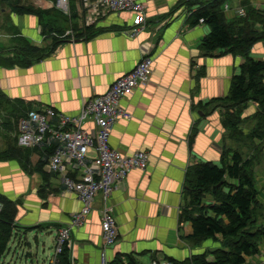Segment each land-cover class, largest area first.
Returning <instances> with one entry per match:
<instances>
[{"label":"crops","instance_id":"obj_1","mask_svg":"<svg viewBox=\"0 0 264 264\" xmlns=\"http://www.w3.org/2000/svg\"><path fill=\"white\" fill-rule=\"evenodd\" d=\"M33 1V6L42 10L55 7L54 0ZM141 1L147 21L137 36L129 35L133 13L110 14L95 26V34L64 41L43 60L29 66L0 63V91L21 103L27 113L52 109L77 116L84 102L104 95L116 80L150 56L154 61L151 81L121 100V108L131 118L120 119L110 135L112 149L125 156L146 152L150 161L147 170L132 171L110 197L119 237L105 254L108 264L119 259L124 264H186L206 252V242L195 245L187 240L193 233L191 223L182 220L188 208L187 184L197 165L222 167L223 160L232 164L237 132L226 127V117L228 110L234 113L228 98L243 58L226 52L204 55L202 45L211 29L203 23L193 26L189 21L190 11H196L198 4L192 6L190 0ZM250 4L264 10V0H230L225 12L228 21L239 17V10L246 14ZM70 10L72 23L83 29L82 0H71ZM7 29L20 32L38 48L50 43L34 15H11ZM251 57L264 60V41L252 48ZM251 104L255 113L258 103ZM251 114H241L243 121L253 119ZM83 129L90 133L97 126L87 121ZM244 132L248 134L247 129ZM232 150L233 155L224 154ZM23 151L21 160L0 162V193L11 199L21 198L16 216L18 232L1 264H50L56 234L66 226L72 232L66 264H102L101 194L85 220L72 226L83 204L77 194L65 190L61 175L49 171L55 145ZM67 173L73 179L80 177L76 172ZM257 185L260 190V181ZM212 201L208 196L207 202ZM41 254L48 257L43 263ZM246 264H264V244Z\"/></svg>","mask_w":264,"mask_h":264},{"label":"trees","instance_id":"obj_2","mask_svg":"<svg viewBox=\"0 0 264 264\" xmlns=\"http://www.w3.org/2000/svg\"><path fill=\"white\" fill-rule=\"evenodd\" d=\"M229 1L194 0L192 2L190 0L189 3L191 2L192 6L195 4L199 6L196 11H190L189 21L193 26L203 23L211 29L202 45L205 56L218 52L244 55L240 73L232 80L228 98L232 107L236 108L252 101L258 103L260 109L264 110V60L257 61L251 57L252 48L264 41V10L250 4L246 7L244 17L228 21L224 9ZM12 7L11 15H34L39 18L43 35L46 40H50V43L43 48L35 47L28 43L18 31H15L14 37H11L13 46L0 47V63L4 65L29 66L50 56L60 43L69 39L88 37L97 32L95 26L84 25L83 29L78 30L72 23L74 15L69 16L55 7L51 10H42L33 5L20 3ZM256 25H261V29L256 28ZM70 31L73 35H67ZM5 103H9L8 98L0 95V110ZM26 113L27 111H20L14 116L17 123L20 124L21 120L28 115ZM10 114L13 115L11 111ZM241 117L239 113L229 114L228 110L226 127L232 132H238ZM236 118L240 120L237 121ZM8 125H10L9 122ZM259 129L262 131L263 125ZM260 138H264V134ZM23 150L19 147L13 152L0 154V157L19 159ZM250 165L251 162L245 160L240 152L236 151L232 164L223 160L222 167L206 163L192 169L193 178L187 184L188 208L182 216V220L190 222L193 228V233L187 240L195 245L210 241L218 246L207 250L202 255L193 256L185 262L186 264H246L247 258L260 253V243H264V205L259 202L260 192L255 176L250 171ZM208 196L213 197L212 202H207ZM1 198L0 264L18 232L17 206ZM261 214L262 221L259 220ZM67 262H69L68 247L59 258V264ZM114 264H124V260L119 259ZM133 264L136 263L133 261Z\"/></svg>","mask_w":264,"mask_h":264},{"label":"built area","instance_id":"obj_3","mask_svg":"<svg viewBox=\"0 0 264 264\" xmlns=\"http://www.w3.org/2000/svg\"><path fill=\"white\" fill-rule=\"evenodd\" d=\"M82 2L86 27L96 26L110 14L130 12L135 18L129 35L135 37L144 29L147 21L140 0H82ZM55 6L70 15V0H55ZM241 13L245 16L243 12ZM67 35L73 33L70 31ZM153 63L150 56L142 58L133 71L116 80L104 95L84 102L77 116H66L52 109L31 111L19 124L17 143L20 148L37 149L50 143L55 145V151L48 161L49 171L61 175L65 190L77 194L83 204L81 212L74 215L72 226L80 225L85 220L93 209L96 197L101 194L104 204L101 223L104 242L102 264H108L105 249L116 244L119 237L118 224L109 205L110 197L132 171L147 170L150 161V156L146 152L125 156L112 149L111 131L120 119L131 118V115L121 108L120 102L151 81ZM87 121H93L97 129L90 133L84 131L83 126ZM68 171L80 174L79 179L70 177ZM71 234L69 226L58 230L51 264H59L64 249L69 248ZM149 264L176 263L162 261Z\"/></svg>","mask_w":264,"mask_h":264},{"label":"rangeland","instance_id":"obj_4","mask_svg":"<svg viewBox=\"0 0 264 264\" xmlns=\"http://www.w3.org/2000/svg\"><path fill=\"white\" fill-rule=\"evenodd\" d=\"M141 1V0H140ZM34 1L32 0H1L0 2V47H10L13 46V42H11V37H14V33L16 30H10L8 31L7 29V22L10 21L11 18V6H13L12 8H14L17 4H24V5H33ZM141 3L144 6V9L146 11V7L144 5V3L141 1ZM35 7V5H34ZM56 7V6H55ZM36 8V7H35ZM57 8V7H56ZM229 7L226 6V8L224 9L225 12H227L229 9ZM245 14V11H241ZM240 12V10L238 11V16L239 17H244V15L242 16V13ZM256 28L261 29V25H256ZM20 33V32H18ZM75 40V39H73ZM263 42V41H261ZM240 57L243 58L244 60V55L240 54L238 55ZM154 64V63H153ZM154 68V67H153ZM126 75V74H125ZM0 95H4L1 91H0ZM7 97V96H5ZM97 97V96H96ZM9 103L8 104H4L3 108L0 110V154H4V153H9V152H13L14 149L18 150V146H17V133H18V126H19V122L17 123V120L14 118V116H16L20 111L26 112L27 109L24 108L21 103H16L14 101H12L11 99H8ZM252 101L243 104L241 106L236 107L235 109H232L234 113H239V114H245V113H250L252 112L251 115H253V119L251 118H246L243 121V117H241L242 121L239 122V128H238V132H237V150L238 152H240V154L243 156V158L245 160H249L251 162L250 165V171L254 174L255 179L257 181V184H259L260 181V193H259V202L260 204L264 205V138H260V136L262 134H264V129H262V131H260L259 128H261V125H263L264 127V110H261L260 107H258L259 105H257L258 109L256 110V112L254 113L252 111ZM26 109V111H25ZM250 110V111H249ZM10 111L12 114H10ZM31 112V111H30ZM234 113H230L231 115H234ZM29 114V112H28ZM238 116V115H237ZM239 118V116H238ZM237 119V118H236ZM240 119H237V121ZM8 122L10 123V125H8ZM242 131L240 130L241 128ZM248 130V134L246 135V133L244 132L245 130ZM239 130L241 131L239 133ZM16 132V135L14 134ZM259 137H258V136ZM225 155H227V157H229L230 155H233V150L231 153H224ZM235 154V153H234ZM24 156V153H21V157ZM13 159H6L5 157L1 158L0 157V162H12L14 160L18 161L19 159H17L16 157H12ZM20 158V157H19ZM262 189V190H261ZM0 197H2L1 199L5 198L7 201L13 202L16 206H17V210L19 209V204H20V197L17 199H11L8 196L0 193ZM262 214L259 217V220L262 221ZM264 220V219H263ZM33 242V241H32ZM35 244V243H33ZM264 243H260V247L263 245ZM215 246L213 243H211L210 241L207 243L206 242V251L210 250V249H214ZM52 254V253H51ZM54 254V251H53ZM54 257V255L52 256ZM47 255L44 256V254L40 255L41 259V263H43V261L45 259H47ZM253 261V260H252ZM255 262V259L253 261ZM52 263V259L50 260V264Z\"/></svg>","mask_w":264,"mask_h":264}]
</instances>
